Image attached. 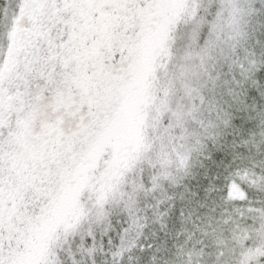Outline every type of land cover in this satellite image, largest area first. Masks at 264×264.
Wrapping results in <instances>:
<instances>
[{
	"label": "snow or ice",
	"instance_id": "6c2138e0",
	"mask_svg": "<svg viewBox=\"0 0 264 264\" xmlns=\"http://www.w3.org/2000/svg\"><path fill=\"white\" fill-rule=\"evenodd\" d=\"M0 264H264V0H0Z\"/></svg>",
	"mask_w": 264,
	"mask_h": 264
}]
</instances>
